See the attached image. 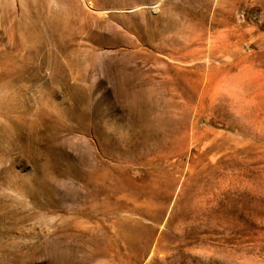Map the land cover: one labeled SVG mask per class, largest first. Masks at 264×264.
Returning a JSON list of instances; mask_svg holds the SVG:
<instances>
[{
    "label": "rangeland",
    "instance_id": "1",
    "mask_svg": "<svg viewBox=\"0 0 264 264\" xmlns=\"http://www.w3.org/2000/svg\"><path fill=\"white\" fill-rule=\"evenodd\" d=\"M0 264H264V0H0Z\"/></svg>",
    "mask_w": 264,
    "mask_h": 264
}]
</instances>
